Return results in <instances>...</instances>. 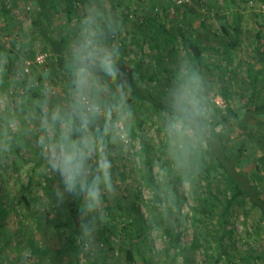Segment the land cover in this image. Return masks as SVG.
<instances>
[{"label": "rangeland", "instance_id": "rangeland-1", "mask_svg": "<svg viewBox=\"0 0 264 264\" xmlns=\"http://www.w3.org/2000/svg\"><path fill=\"white\" fill-rule=\"evenodd\" d=\"M0 3L7 9L0 15L1 43L13 52V65L9 66L8 57L0 49V215L4 206L9 210L5 220L9 241L0 251V264H77L73 253L59 254L60 239L65 234L59 237L45 221L55 211L52 201L57 199V184L44 168L34 137L23 130L37 126L33 115L38 109H33V101L41 98L42 88L50 89L52 102L64 95L63 71L41 29L47 28L50 36L62 38L65 49L80 21L68 20L64 5L57 0H47L49 24L43 23L39 7L29 0ZM86 10L96 19L121 21L129 15L123 26V41L116 40L120 55L140 64L138 83L149 87L155 84L164 100L173 82L169 70L174 72L180 60L187 62V48L183 39H178L158 51L150 47L147 36L161 32L162 23L199 36L205 47L200 74L208 113L214 118L220 116L217 97L227 87L229 105L235 111L225 125L228 145L235 150L240 145L245 147L240 165L258 173L254 182L264 199V110L257 108L264 106V0H191L186 5H178L176 0H96ZM237 23L239 29L235 28ZM39 54L46 56L42 64L36 61ZM150 74L158 80H148ZM255 77L258 80L253 84ZM127 103L133 129L127 143L110 157L114 193L108 200L112 204L122 201L123 209L116 208L115 213L123 215L121 225L133 221L132 234L115 236L112 248L98 244L93 234L86 249L91 259L100 264H127L123 249L133 246L134 264H209L218 258L219 264H264V221L259 209L235 207L229 211L228 227L233 234L221 230L217 221L222 203L231 192L228 186L218 177H196L193 158L184 169L174 168L163 149V115L149 103ZM142 137L154 157L156 177L161 169L167 170L161 183L166 198L164 217L148 206L152 192L142 179ZM170 163L171 169L167 166ZM201 197L215 198L212 213L205 211L207 206ZM67 203L61 221L69 224ZM176 207L180 212L174 220L170 213ZM195 217L202 221H195ZM170 224L183 233V254L177 255L174 248L167 247ZM80 264L90 262L82 256Z\"/></svg>", "mask_w": 264, "mask_h": 264}, {"label": "clouds", "instance_id": "clouds-1", "mask_svg": "<svg viewBox=\"0 0 264 264\" xmlns=\"http://www.w3.org/2000/svg\"><path fill=\"white\" fill-rule=\"evenodd\" d=\"M116 35L113 27L85 14L65 47L63 98L52 102L50 89L42 88L41 98L33 101L37 126L23 130L34 137L44 168L57 184V207L65 201L80 207L78 243L84 249L92 242L105 200L114 193L113 149L126 144L133 129L127 103L130 86L120 70ZM205 96L203 77L195 65L178 61L161 121L163 149L174 168L184 169L206 139ZM166 175L167 170L161 169L157 183H163Z\"/></svg>", "mask_w": 264, "mask_h": 264}, {"label": "trees", "instance_id": "trees-1", "mask_svg": "<svg viewBox=\"0 0 264 264\" xmlns=\"http://www.w3.org/2000/svg\"><path fill=\"white\" fill-rule=\"evenodd\" d=\"M1 1V0H0ZM40 9V14L44 17L45 21L43 23L49 24L50 19L48 13L45 11L47 6V0H29ZM62 3L65 8V14L68 20L77 19L81 21L85 14H92L87 12L86 7H91L96 0H57ZM4 3H0V15L5 12ZM94 15V14H93ZM149 21L152 19L148 17ZM97 22L100 25H108L115 29L117 35L116 40H121L123 37V26L129 20V15H125L121 21H116L110 18L100 19L97 17ZM163 30L161 32L152 33L149 37V45L152 49H157L158 51L162 48L168 47L170 44H174L178 39H183L186 45L187 51V63H192L198 69L199 73L202 72L204 68L203 55L205 53V47L202 44L198 35H192L182 28L174 29L169 27L167 24H163ZM240 25L237 23L236 29H239ZM44 37L49 43V47L56 57V62L61 71H63V55H64V40L62 38H55L48 34L47 28L41 29ZM146 38V39H147ZM123 40H121L122 42ZM144 40H142L143 42ZM0 49L8 57L9 66L13 65V52L10 49L4 48L0 39ZM120 70L123 79L130 86V91L128 93L127 102H137L139 104L149 103L153 106L159 113L163 116L167 112L166 100H164V95L156 92V85L153 84L150 87L138 83V75L140 73V64L132 63L125 59L121 54ZM170 71V78H173L174 72ZM147 79L154 82L158 80L156 75H147ZM258 78L253 79V84H256ZM224 92L221 96L217 97V102L219 104L218 111H220V116L214 118L211 113H208L206 126H207V136L200 147L197 155L193 158V164L195 165L194 170L196 172V177L200 176L206 180H211V178L218 177L224 182L230 189V195L225 197V201L222 203L223 208L219 213V227H222L225 233L229 236L233 234V229L229 228L230 218L229 211L234 210L237 206H247L258 208L261 214V218L264 221V199L260 195V190L254 182V178L258 176V173L253 169H244L241 167L240 163L244 157L245 147L240 145L238 150L231 148L228 145V138L226 134L225 125L229 121L230 117L235 114V111L230 107L229 101V90L227 87H223ZM255 94L251 95L254 98ZM258 109L264 110V106H258ZM141 168H142V179L152 192V202L148 204L149 209L152 207L155 212L165 216L167 210L164 207L166 202L165 194L161 183H157L156 175L154 173V157L147 151L146 140L142 137L141 142ZM116 149H113L115 151ZM114 156H119L116 154ZM112 158V155H111ZM114 158V157H113ZM169 163V161H167ZM168 168L171 169V163L167 164ZM258 165H254L257 168ZM178 179H182V176L177 175ZM31 180L29 179V185ZM209 185V184H208ZM210 186V185H209ZM23 196V195H22ZM180 196V195H179ZM26 202H29L27 197H23ZM201 200L206 203V212L212 213L215 209L216 200L214 197H201ZM56 199L52 201L55 204L54 213L52 216H47L45 221L52 229L56 231L58 236L65 234L62 239H60V255L64 253L71 252L76 257V263L80 264V259L82 256H86L90 264H100L99 261L91 259V253L84 249L82 243H78V236L80 233V220L79 212L80 207L71 202L67 203V209L70 215V223H63L61 221L62 208L65 205L63 203L62 207L58 208ZM122 201H117L116 204H112L110 200L106 199L103 205V213L96 218V228H95V238L98 244H103L107 248L113 247V239L118 234L131 235V223H124L121 225L122 214L116 215V208L123 209ZM247 207V208H248ZM246 208V209H247ZM0 215V251L3 249L5 243L9 241V237L5 233V220L8 216L9 210L4 206L1 209ZM180 212V207H176L172 211L171 217L175 220L178 218ZM118 214V213H117ZM208 216V214H207ZM195 221L201 222L200 217H195ZM42 221V219H41ZM166 233L170 238V242L167 243V247L174 248L177 255L183 254L186 250L185 246L181 243L182 231H176L175 227L170 224L168 226ZM195 244V243H194ZM195 247V245L193 246ZM125 260L127 264H134V251L133 246L124 247ZM0 256H2L0 254ZM220 258L216 259L214 263L209 264H219Z\"/></svg>", "mask_w": 264, "mask_h": 264}, {"label": "built area", "instance_id": "built-area-1", "mask_svg": "<svg viewBox=\"0 0 264 264\" xmlns=\"http://www.w3.org/2000/svg\"><path fill=\"white\" fill-rule=\"evenodd\" d=\"M177 4L178 5H186V4H189L191 3V0H176ZM46 60V56L44 54H39L37 55L36 57V61L39 63V64H42L44 63Z\"/></svg>", "mask_w": 264, "mask_h": 264}]
</instances>
